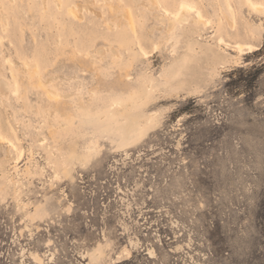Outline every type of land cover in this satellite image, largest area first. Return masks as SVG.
Listing matches in <instances>:
<instances>
[{
	"label": "rangeland",
	"instance_id": "1",
	"mask_svg": "<svg viewBox=\"0 0 264 264\" xmlns=\"http://www.w3.org/2000/svg\"><path fill=\"white\" fill-rule=\"evenodd\" d=\"M252 1L0 0V264H264Z\"/></svg>",
	"mask_w": 264,
	"mask_h": 264
},
{
	"label": "bare ground",
	"instance_id": "2",
	"mask_svg": "<svg viewBox=\"0 0 264 264\" xmlns=\"http://www.w3.org/2000/svg\"><path fill=\"white\" fill-rule=\"evenodd\" d=\"M155 5V4H154ZM246 6L251 10V11H259V10H261V9H263V5L262 4H260V3H254L252 0H246ZM180 9L177 11V13H176V15H175V18L176 19H179L180 18V16H182V14H185L184 12H185V10L186 9H188V7H187V5H185V4H182L181 3V6L179 7ZM196 9V8H195ZM189 11V10H188ZM197 12V11H196ZM173 16H174V14H173ZM202 17L203 16H201V14L200 13H197V19H200V20H202ZM199 20V21H200ZM205 20V19H204ZM128 21H129V25L130 26H132V21L130 20V18L128 17ZM202 22H203V20H202ZM231 24H233V22L231 23ZM238 45V44H237ZM237 45H236V47H237ZM240 46V45H239ZM247 46H249V45H247ZM245 47V46H244ZM243 49V48H242ZM241 49V50H242ZM253 48H251L250 50H252ZM240 50V51H241ZM239 51V50H238ZM248 52V51H247ZM40 87L41 88H43L44 90H46V92H47V94L50 96V98H53L55 101H56V99L58 98L57 96L58 95H56L55 93H54V91H52V90H54V89H52V90H49V89H45L46 88V85L44 84H42V85H40ZM16 91H18V87H17V85H16ZM131 101V100H130ZM112 105H114L115 107H116V109H117V111H119V112H127V110H128V108H129V106H130V102L129 103H127V106H125V107H123V105L121 106V105H118V106H116V104L115 103H112Z\"/></svg>",
	"mask_w": 264,
	"mask_h": 264
}]
</instances>
